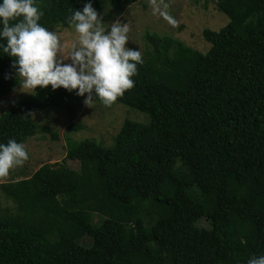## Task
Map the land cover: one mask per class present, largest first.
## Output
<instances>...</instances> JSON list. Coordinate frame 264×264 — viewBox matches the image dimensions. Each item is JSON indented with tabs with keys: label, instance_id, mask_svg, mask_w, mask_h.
I'll return each instance as SVG.
<instances>
[{
	"label": "trees",
	"instance_id": "trees-1",
	"mask_svg": "<svg viewBox=\"0 0 264 264\" xmlns=\"http://www.w3.org/2000/svg\"><path fill=\"white\" fill-rule=\"evenodd\" d=\"M104 1L93 0L99 13ZM108 1L121 14L141 0ZM35 3L54 32L83 7ZM217 9L228 23L202 32L204 53L144 36L134 86L113 103L149 115L148 125L125 121L108 148L69 141L78 171L45 164L0 184L15 208L0 217V264H247L264 255V0H219ZM12 60L0 50V98L18 85ZM81 98L38 86L0 116V143L26 142L38 133L36 113L71 116Z\"/></svg>",
	"mask_w": 264,
	"mask_h": 264
},
{
	"label": "clouds",
	"instance_id": "clouds-1",
	"mask_svg": "<svg viewBox=\"0 0 264 264\" xmlns=\"http://www.w3.org/2000/svg\"><path fill=\"white\" fill-rule=\"evenodd\" d=\"M82 3L83 7L67 18L78 42L72 44L65 61L60 53L66 46L56 32L39 22L43 12L35 0H0V50L13 58L12 66L25 92L35 95L37 86L50 85L52 90L63 87L83 97L85 106L92 107L97 99L110 106L134 86L132 77L138 64H143L142 53L139 48L126 46L127 23L117 18L106 29L93 0ZM152 4L154 12L160 11L155 0ZM161 14L175 23L166 12ZM28 159L23 142L9 138L7 143H0V177L8 176ZM247 264H264V255L249 258Z\"/></svg>",
	"mask_w": 264,
	"mask_h": 264
},
{
	"label": "rangeland",
	"instance_id": "rangeland-1",
	"mask_svg": "<svg viewBox=\"0 0 264 264\" xmlns=\"http://www.w3.org/2000/svg\"><path fill=\"white\" fill-rule=\"evenodd\" d=\"M218 2L219 0H155L160 11L154 12L152 0H141L126 7L123 13L117 14L110 8L109 1L105 0L100 13L106 29L117 18L128 24L129 40L126 46L139 48L142 57L148 47L144 40L146 34L171 37L204 53L208 50L209 44L203 40L202 32L206 29L219 31L228 23V18L217 9ZM164 12L175 20L174 24L161 14ZM56 33L66 46L60 56L67 61L72 44L78 42V34L72 26L60 29ZM18 80V85L8 95L0 98V116L32 95L25 92L20 77ZM71 103L74 107L71 116L63 107L48 109L46 112H38L34 115L38 133L24 142L29 159L22 166L10 170L8 176L0 177V184L30 177L45 164L63 163L71 170L78 171V161L67 158L69 141L81 142L93 139L108 148L113 145L114 138L125 121L142 125L150 123L149 115L122 104L112 103L110 106H105L95 102L92 107H88L83 104V98L73 100ZM71 124H80L82 129L69 131L68 127ZM177 167L186 173V168L181 166L180 162L177 163ZM6 212L15 213L14 204L0 190V217ZM92 219L95 224H99L102 220L97 214H94ZM199 225L206 227L207 223L202 220ZM78 242L88 247L92 244V239L83 237Z\"/></svg>",
	"mask_w": 264,
	"mask_h": 264
}]
</instances>
